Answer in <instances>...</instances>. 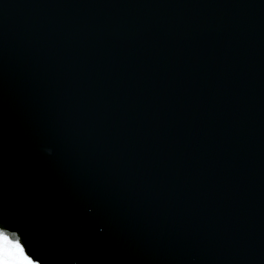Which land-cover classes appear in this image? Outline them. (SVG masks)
<instances>
[{
    "label": "water",
    "instance_id": "1",
    "mask_svg": "<svg viewBox=\"0 0 264 264\" xmlns=\"http://www.w3.org/2000/svg\"><path fill=\"white\" fill-rule=\"evenodd\" d=\"M0 227L40 264H264V0H0Z\"/></svg>",
    "mask_w": 264,
    "mask_h": 264
},
{
    "label": "snow or ice",
    "instance_id": "2",
    "mask_svg": "<svg viewBox=\"0 0 264 264\" xmlns=\"http://www.w3.org/2000/svg\"><path fill=\"white\" fill-rule=\"evenodd\" d=\"M0 264H40V261L28 254L19 238H11L5 228L0 227Z\"/></svg>",
    "mask_w": 264,
    "mask_h": 264
}]
</instances>
